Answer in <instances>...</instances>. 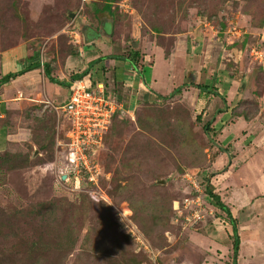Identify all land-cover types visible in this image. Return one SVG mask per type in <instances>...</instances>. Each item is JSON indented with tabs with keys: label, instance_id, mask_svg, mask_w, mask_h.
Masks as SVG:
<instances>
[{
	"label": "rangeland",
	"instance_id": "1",
	"mask_svg": "<svg viewBox=\"0 0 264 264\" xmlns=\"http://www.w3.org/2000/svg\"><path fill=\"white\" fill-rule=\"evenodd\" d=\"M103 1L0 0V73L3 64L11 65L14 73L30 61L56 64L51 55L66 54L75 40L77 47H84L69 66L81 72L91 64L97 65L95 70L108 69V56L132 57L131 51H138V69L133 70L149 81L143 86V98L149 101L156 100L154 92H174L178 76L188 88L163 102L158 98L156 104L126 100L127 118L114 119L105 131L119 138H108L110 143L96 145L85 155L87 166L90 161L99 167L92 180L89 170L74 169L64 159L69 127L64 116L24 94L34 87L39 96L48 90L55 94L43 83L41 68L11 79L5 109L0 110V131L15 135L6 142L2 134L4 146L0 136V152L10 153L0 166V264H264V144L256 145L264 135V0H112L113 26L105 13L92 17L93 4ZM95 22L100 38L85 42L84 25L94 31ZM23 46L28 61L9 53L1 57ZM98 56L102 59L93 62ZM97 75L103 78L101 71ZM110 76L106 72L103 81ZM212 80L220 96L196 88L210 86ZM26 102L40 108L17 106ZM224 106V113L216 112ZM233 110L245 112L247 119L232 115ZM206 121L210 134L216 132L211 146L203 132ZM106 153L115 166L137 159L130 174L141 193L135 200L137 208L144 206L143 213L132 214L126 201L112 200L110 174L100 170L108 161ZM214 153L220 157L210 165ZM177 165L186 172L176 174ZM201 171L222 172L208 182L237 208L240 245L234 257L233 238L219 218L209 223L202 218L182 230L169 224L170 200L197 182L193 173L201 176ZM152 209L158 211L159 229H152L157 217ZM175 222L181 224L183 218Z\"/></svg>",
	"mask_w": 264,
	"mask_h": 264
},
{
	"label": "trees",
	"instance_id": "2",
	"mask_svg": "<svg viewBox=\"0 0 264 264\" xmlns=\"http://www.w3.org/2000/svg\"><path fill=\"white\" fill-rule=\"evenodd\" d=\"M112 0H105L102 2V4L99 6V5H96L95 3L93 4V13H92V17L93 18H96L97 14H100V13H105L107 16H108V19L110 20V24H112L111 26L114 25V21H115V9L111 6V2ZM97 19V18H96ZM264 21V18L262 19L261 23H263ZM97 22H95V24L93 25H96ZM4 30H6V28H4ZM111 34V31L109 32V34H107L108 36H110ZM9 36V35H8ZM75 41V40H74ZM72 41L71 42V48H70V51H66V54H63L62 51H59L60 53H62L61 55H58V56H55L54 54L51 55V57H55V58H58L56 60H60V61H63V59L67 56V57H73V56H76L77 55V50L80 49V47H77V45H75ZM76 43V42H75ZM84 46L81 45V48H83ZM37 52V51H36ZM132 53V57H129V56H125L124 54H120V55H110L108 56L109 58H117L119 59L120 61H128L132 68L133 69H137L138 67V64L136 63V59L138 57V51L136 50H133L131 51ZM107 57V56H106ZM107 57V58H108ZM54 59V58H53ZM48 60V61H47ZM31 62V61H30ZM54 62V61H53ZM61 63V62H60ZM41 64V65H40ZM51 62L49 59H46L45 61H41V63L38 61H33V63H30L28 64V66H26V68H24V70H21L19 72H11V71H8L6 74H3V73H0V86L2 85H6L9 83V81L11 79H14L16 77H18L19 75L23 74L24 72H26L27 70L29 69H40L41 68V72H42V77L44 79V82L45 83H48L50 85H53V86H60V87H65L67 89V93H66V97L65 99L57 104L58 106L62 105L63 103H65L68 99V96H69V92H70V88H71V82L75 79H81L83 81H85V85H86V89L87 90H91L90 87H89V82H87V77H86V74L89 70H91V65H88L85 70H83L82 72H75V73H71L69 74V82L68 83H63L61 81H59L58 79H56L55 77V66H51L50 65ZM63 64V63H61ZM137 65V66H136ZM141 66V64H140ZM40 71V70H39ZM139 70H137V74H139L138 72ZM216 82H218V80L215 79ZM213 84V85H212ZM212 84L209 86V85H206V84H202V85H196V88L199 89L200 91L203 90V92H208V94H213L214 96L215 95H218L220 96L218 93L216 94L217 92V89L214 87V81L212 80ZM188 85L189 83L188 82H184L182 83L180 86H178L174 92L170 93L169 95L167 96H164L162 97L161 95H159L158 93L154 92V96H156V100L153 102L147 99H143V103H146V104H156V103H159L158 102V98H160V102H163L164 99H168V98H171L173 96H176V94H181L182 93V90H186V88H188ZM106 87L103 88L104 90V96L105 97H109L113 100H115L116 103L118 102H124L123 100V97H121V92H120V88H116L114 91H113V95L114 97L110 96V94L108 93V91L105 90ZM255 96H256V93H255ZM153 97V96H152ZM125 109V107H124ZM135 111V109L133 110V112ZM226 110H225V106L222 107V108H219L216 112L217 113H224ZM232 115L236 116V117H241L242 119L246 120L248 115L243 112V111H235L233 110L232 111ZM125 112L124 110H117L116 112H114L110 118H109V124L114 120V119H117V118H120L122 120V118H127V115H123ZM64 116V115H62ZM64 118V121L66 120L67 122V127L69 126V120L66 116L63 117ZM129 118V116H128ZM108 124V126H109ZM210 124V121H206V123H204L203 125V132L205 134V136L208 138V143H209V146H211L213 143V139H212V136L214 134V132H211L210 128H209V125ZM2 126L1 127H5V124L2 123L1 124ZM67 129V128H66ZM216 133V132H215ZM119 138V135L118 134H113V133H109L107 134L106 132L104 133L103 137H102V145H105V142L107 143L108 141V138L112 141L114 140V138ZM110 140L108 143H110ZM117 140V139H116ZM107 143V144H108ZM113 143V142H112ZM264 144V135L262 137H260L257 142H256V145L258 146L257 148H262V145ZM219 152V151H218ZM68 151L66 149V147H64V159L66 160V163L70 166V167H73V164H70L67 159H66V155H67ZM10 153L8 152H0V166H1V160H6L8 158V156ZM216 153H214L212 156H214ZM228 154V153H227ZM104 157L105 159H108V161H106L107 163L105 164H101V173L102 174H107L109 173L110 174V180H109V183H110V189L112 190V200L116 203L118 202H121V201H126L128 203V206L130 208V210L132 211V214H136L137 213V210L140 211V213H143V209H144V206H141L142 208L138 207L137 208V201L135 200V197L136 196H139L141 195L140 191L138 190L137 187H135V185L133 184L132 185V182H131V179L133 177V175L130 174V171H132L134 169V167L136 166V163L135 161L137 162V159L135 157H130V160H123L122 162H120V164L118 166H115L112 162H111V157H110V154L109 153H106L104 154ZM110 157V158H109ZM220 157V156H219ZM218 156H214L212 161H211V164H214L218 159H219ZM226 158V157H225ZM226 168V166L224 167ZM223 168V169H224ZM176 170H179L177 172H180V173H177L176 174H182L183 172H186V169H182L179 167V165L175 166ZM222 169V170H223ZM82 171V169H81ZM182 172V173H181ZM202 172V171H201ZM217 173L220 174V176L222 175V172H206L203 174V172L200 174L201 176H198V173H193L194 177H198V184L200 185V187H202V194H201V199L204 203V208H203V211H202V214H203V221L207 220L209 221V219H215V218H219L220 221H224L226 222L227 224L230 225V228H231V232L229 234V237L233 238V242L232 243V250H233V253H232V256L234 257L235 254L237 253V250L239 249V245H240V240H239V236L237 234L238 232V226H236V218H234L230 211H229V208L222 202L221 198L218 193H215L214 192V187H212L210 185V183L208 181H210V177L211 175L213 174L214 176L217 175ZM82 175L84 177L85 174L82 173ZM181 178V177H180ZM103 180V178L101 179ZM120 182H123V183H120ZM204 182H208L209 184L207 185H203ZM223 183V181L221 180V184ZM88 184V183H87ZM91 184V183H90ZM89 184V185H90ZM196 193H194L193 195H195ZM192 195V196H193ZM185 196H191L190 194H187L185 192V190L183 192L180 191L179 193V196L178 198L176 199H172L170 200V225H172L174 228L176 229H181V225L178 223H176L174 221V211L172 210V201L173 200H179L180 202L182 201V198L185 197ZM191 196V197H192ZM157 217L155 216L154 218V227H152V229H156L158 228L159 229V215H158V211H156V209H152ZM151 210V211H152ZM169 210V209H168ZM210 212V213H208ZM207 214V215H206ZM208 214H210L211 216L208 218ZM206 217L208 219H206ZM180 221V219L178 220ZM169 224L167 225V229L165 231H168L170 228H169ZM174 224V225H173ZM196 224H200V223H196ZM182 230V229H181ZM164 231V232H165ZM151 234V233H150ZM160 236L161 237H158V238H161L160 241L162 240V230H160ZM154 248L156 250H159L158 246H154ZM231 258L233 261L234 259L236 258ZM236 262V260H235ZM125 264H129V263H125ZM232 264H234L232 262Z\"/></svg>",
	"mask_w": 264,
	"mask_h": 264
},
{
	"label": "built area",
	"instance_id": "3",
	"mask_svg": "<svg viewBox=\"0 0 264 264\" xmlns=\"http://www.w3.org/2000/svg\"><path fill=\"white\" fill-rule=\"evenodd\" d=\"M48 104L51 105L52 110L55 112L60 111L69 120L66 143L63 144L68 151L65 156L67 161L73 164L74 169L82 167V169L89 170L90 178H94L92 173H95L96 176L100 172L99 167L90 164V161L87 166L84 161L85 155L90 148L96 145L101 146L102 137L109 124V118L120 109L121 104L105 97L100 84L94 90H87L83 80H73L71 82L68 99L61 106L52 105L48 101L44 102L45 106ZM85 174L87 173L85 172ZM187 182L190 183V181ZM196 184L200 187L198 182L194 181L190 183V188L185 190L187 194L192 196L196 193L195 195L192 197L185 196L181 202L179 200L172 201V210L175 213L174 221L182 217L183 223L180 225L183 228L194 226L203 218L202 190Z\"/></svg>",
	"mask_w": 264,
	"mask_h": 264
},
{
	"label": "crops",
	"instance_id": "4",
	"mask_svg": "<svg viewBox=\"0 0 264 264\" xmlns=\"http://www.w3.org/2000/svg\"><path fill=\"white\" fill-rule=\"evenodd\" d=\"M106 19H108V17L106 16V14H105V16H104ZM105 19V21H107ZM108 21H109V19H108ZM109 23V22H108ZM85 23H83V25H84ZM110 24V23H109ZM95 26L96 25H93V27L95 28ZM84 29H85V34H86V38H85V42H91V40H93L94 39V37H98V38H100L99 37V35H98V32L96 31L97 29L95 28V30L93 31V30H91V25L90 24H85L84 25ZM74 32V31H73ZM90 32H95L98 36H96L95 34H91ZM105 38V37H104ZM88 43V44H89ZM93 43V42H92ZM90 45V44H89ZM88 45V46H89ZM92 45V48L94 49V44H91ZM112 45V44H111ZM113 46V45H112ZM15 50L16 49H13V54H10V50H8V51H5V52H3V53H1L2 55H1V57L2 58H4V54H7V53H9L8 55H14V57H19V58H21V57H23L24 58V60L26 61L27 60V58H25V56L27 55V51H26V49L24 48V46H23V48L21 49V50H19L18 52H15ZM39 50V49H38ZM12 51V50H11ZM79 52H82V48L80 47V49H79ZM16 54V55H15ZM39 55V54H38ZM77 56V55H76ZM76 56H73V57H65L64 59H63V61H60V60H57V63L56 64H54V62H51V64H52V66H55L56 68V70H55V77H56V79H58L59 81H61V82H63V83H68L69 82V74H71V73H75V72H80V70H79V68L78 67H76L75 65L73 66V67H71V66H69V61L70 62H72L71 60H72V58H74V57H76ZM58 59V58H57ZM102 59V57H95L94 59H93V62H96V61H100ZM28 61V60H27ZM41 62V61H40ZM63 63V65L61 64V63ZM105 62H109V67H108V69H106L105 68V66H98V68H97V70H95V68H96V66L97 65H95V64H93L92 66H91V70H89L88 72H87V74H86V77H87V79H88V81L87 82H89V85L90 86H92V87H95V85H98V84H100L103 88L104 87H106V91H108V93L110 94V96H112V97H114V95H113V91L116 89V88H120V92H121V97H123V101L124 102H122L121 101V103H126V100L128 101V102H132V100H134L133 101V103H132V105L135 103V102H137V101H139V99L141 98V100H143V99H145V98H143V97H146V96H144V87L143 86H145L146 87V85H147V83L149 82V81H147V80H141V75L139 74V76H138V74L133 70V68H132V66H131V64L130 63H128V62H125V61H123V62H117V61H114L112 58L111 59H106L105 58ZM29 63H31V62H29ZM5 64H7L8 65V63H5ZM142 64V63H141ZM23 65H25V64H23ZM57 65V66H56ZM146 64H143V67L145 66ZM2 66H4L3 67V69L4 70H2L3 71V74H6L8 71H11V72H13L12 70H13V68L11 67V65L9 66L10 67V69H9V67H7L6 65H2ZM28 66V65H27ZM88 65H86L85 67H87ZM19 67V68H18ZM17 67V72H19V71H21V70H24V68H26V66H22V65H19ZM186 66H182L181 68V71L182 70H184V68H185ZM100 68V69H99ZM176 68V67H175ZM138 69V68H137ZM99 71H101V75H102V77L104 78L105 77V73L106 72H110L111 73V76L108 78L109 80H108V82H107V80H104L103 81V78H101V77H99L98 75H97V73L99 72ZM176 75H178L179 73L178 72H176L175 73ZM182 74V73H181ZM19 77V76H18ZM155 77L154 78H152L151 79V83L152 84H155ZM182 79V78H181ZM177 80H178V82L180 83L178 86H180L183 82H182V80L180 81L179 80V76H178V78H177ZM10 81H12V80H10ZM10 81H9V83H10ZM9 83L5 86H2L1 88H3V92H4V94H2L3 96H1V100H0V110H3V109H5V99L4 98H6L8 95H9V93H10V91H11V88H9ZM44 84H45V82H43ZM45 86V85H44ZM143 87V88H142ZM148 87V86H147ZM48 88L49 89H53V90H55L54 91V95H52L51 94V91L50 90H48L49 92H48V94H47V92L46 91H43V92H41V96H39V94L38 93H36V87H34L33 88V92H32V88L31 89H28L26 92H24V94L26 95V98L27 99H29L30 101H35V103L38 101H40V102H42L44 99H47V100H49V101H52L55 105H57V104H59V103H61L64 99H65V97H66V93H67V89L65 88V87H60V86H53V85H48ZM63 88H65V91H62V89ZM142 88V89H141ZM185 89V88H184ZM184 89L182 90V93L183 92H186V90L184 91ZM92 90H93V88H92ZM159 95H161L162 97H164V95L162 94V90L161 91H158L157 92ZM137 95V98L135 99V96ZM167 95H169V94H167ZM166 95V96H167ZM180 95V94H179ZM139 96H141V97H139ZM174 97V96H173ZM39 102V103H40ZM120 103V102H119ZM127 104V103H126ZM129 105H130V103H128ZM25 105H29V106H31L32 107V109L34 110L35 109V107H37V110L40 108V105H36V104H33V103H30V102H26V103H20L19 105H17V106H19V107H23V106H25ZM135 105V104H134ZM132 107H130V108H128L127 107V110H132V112H133V109L134 108H132ZM30 111H32L31 109L29 110V112ZM124 112L126 113V110H124ZM1 114V113H0ZM21 131H23V130H21ZM20 131V132H21ZM2 134H4L5 136H4V138H6L5 139V141L7 142V141H9V139L10 138H13L14 139V137H15V135H13V136H10L8 133H6V132H2V131H0V136H1V138H2V143H1V145H3L4 146V139H3V135ZM24 135V134H23ZM23 135H21V136H23ZM17 136V135H16ZM10 137V138H9ZM24 137V136H23ZM262 180H264V176L262 175V178H261ZM256 181H257V183L259 184L261 181H259V179L257 180L256 179ZM261 184V183H260ZM235 190H236V188H234ZM243 194V193H242ZM236 196V195H235ZM229 197V196H228ZM224 198V199H223ZM223 198H221V200H222V202L229 208V211H230V213H231V215L234 217V218H236V215L235 214H237V208L235 207V209L233 208V205L231 204V202H230V200L226 197V196H223ZM231 199H232V197H231ZM233 202V201H232ZM242 208H243V206H241L239 209L240 210H242ZM217 219V218H216ZM216 219H214V220H211V219H209V221H207V220H205V222L207 223H209V222H211V221H215ZM215 222H217V221H215ZM223 221H220L219 222V224H222V226H224L223 224H225V226L224 227H222V228H224V231H225V233L227 234V235H229L230 234V232L231 231H229L228 229H227V223L226 222H223ZM238 224H239V221H238V219H237V222H236V226H238ZM255 229H252V231H251V229H248V233L250 234H256L257 235V233L256 232H253ZM237 234H238V232H237ZM239 236V235H238ZM252 238V237H251ZM195 240V239H194ZM251 240H255V238L253 237ZM239 250V249H238Z\"/></svg>",
	"mask_w": 264,
	"mask_h": 264
},
{
	"label": "clouds",
	"instance_id": "5",
	"mask_svg": "<svg viewBox=\"0 0 264 264\" xmlns=\"http://www.w3.org/2000/svg\"><path fill=\"white\" fill-rule=\"evenodd\" d=\"M110 26H111V24H110ZM39 62H40V61H39ZM40 63H41V62H40ZM40 65H41V64H40ZM88 79H89V78H88ZM88 79H87V81H88ZM75 80H81V79H75ZM96 86H97V85H95V88H96ZM101 87H102V86H101ZM95 88H94V89H95ZM90 89L92 90V88H90ZM94 89H93V90H94ZM102 90H103V87H102ZM103 93H104V90H103ZM112 100H113V99H112ZM45 101H48V102L51 103L52 105H55L52 101H49V100H47V99H44L41 103L44 104ZM113 101L115 102V100H113ZM118 104H121V106H123V108L121 107L120 110H122V109L125 110L124 107H126V104L121 103V102H120V103L118 102ZM55 106H56V105H55ZM57 106H58V105H57ZM60 106H61V105H60ZM50 108H51V107H50ZM51 109H52V108H51ZM120 110H119V111H120ZM56 113H60V114H62L60 111H57ZM62 115H63V114H62Z\"/></svg>",
	"mask_w": 264,
	"mask_h": 264
},
{
	"label": "water",
	"instance_id": "6",
	"mask_svg": "<svg viewBox=\"0 0 264 264\" xmlns=\"http://www.w3.org/2000/svg\"><path fill=\"white\" fill-rule=\"evenodd\" d=\"M73 14H70V17L72 16ZM83 33V37H84V39L86 38V34H85V32H82ZM61 179H64V176H61ZM158 183L159 184H163V181L162 180H159L158 181Z\"/></svg>",
	"mask_w": 264,
	"mask_h": 264
},
{
	"label": "flooded vegetation",
	"instance_id": "7",
	"mask_svg": "<svg viewBox=\"0 0 264 264\" xmlns=\"http://www.w3.org/2000/svg\"><path fill=\"white\" fill-rule=\"evenodd\" d=\"M83 30H84V29H83ZM83 30H82V31H83Z\"/></svg>",
	"mask_w": 264,
	"mask_h": 264
}]
</instances>
